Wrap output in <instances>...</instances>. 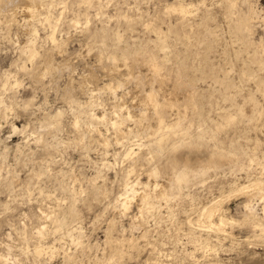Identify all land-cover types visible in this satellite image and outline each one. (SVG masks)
I'll use <instances>...</instances> for the list:
<instances>
[{"label": "rangeland", "instance_id": "obj_1", "mask_svg": "<svg viewBox=\"0 0 264 264\" xmlns=\"http://www.w3.org/2000/svg\"><path fill=\"white\" fill-rule=\"evenodd\" d=\"M47 1L48 0H44L42 3L39 4L40 9L44 12V15L47 14L48 11H49L48 13L52 11L54 14L58 13L59 11H62L63 3L57 5H51L50 7V4L48 3L49 1L48 2ZM66 1H67L66 4L67 8L65 9L67 11L66 10L64 11L63 16L65 18L62 17V21L60 22V25H58L57 36L58 39H61L62 36H64V38H66L67 36L70 37H69L68 45L66 47V51L58 52L57 50L56 52L58 53L55 52V57H57L56 62L62 63L67 61L66 63L69 64L67 68L69 69L63 67L62 72H55L54 75L53 73L50 72L45 73V75L42 74L43 70H45L44 62L41 59H37L34 63H32L30 60H28L25 57V54L22 52V50L18 48V43H20L19 46H24L30 39H33L34 36L31 33H28L26 30L24 31L22 28H18V26L16 25H13L12 28L9 30L7 24H5L7 23V21L4 20L5 16L4 17L2 16L4 15V12L3 14H0L1 21H3L0 22V102H1L0 104V108H1L0 109V171H1L0 174V256H1L0 264H63L64 263V259L62 258L64 257V253H63L64 249H62L63 247L73 252L74 259L76 258L75 260L76 262L73 259L71 264L74 263L75 264H112V262H110L109 258L107 257L108 250L107 249L104 250V248H106L105 233L107 227L109 226L108 224H110L109 219L114 220V218H115L114 221H116V228H114L115 230H113V236L115 237L117 236L123 237L122 236L123 225L127 228V232H126L127 236L131 235V230L135 236H141L144 230L149 231L147 237H139L138 240L140 241V245H141L140 247L135 246L134 247L135 249L134 248L131 249L130 247L125 245V250L126 251L130 250V252L128 253L129 255L127 254L126 257H124L123 262H117L116 264H128V263L155 264L158 263L159 261L165 264H214V263L264 264V240H263L264 234H261L260 230H256L252 224H248V222L245 223L242 218L244 216L243 213H245L246 210L244 207V203L245 201L248 200L247 197L248 195L245 193L240 194L239 196L238 195L231 196L230 199L225 203V208H227L226 211L227 215L229 217L234 218L235 220L233 224H230L232 228H230L231 227L230 225L227 226V231L231 232L230 235L226 236L224 234H216L215 232H208L207 230L205 231V229L200 228L198 226H195L196 229L192 232V228H191L192 226L189 223V219L190 218L194 219V222L197 220V213L195 212V208H196L195 206L205 204L204 200H207L208 196H212L211 194L209 195L208 193V191L210 192V189L216 192L215 193L216 195L219 194V188L221 185L219 181L212 182V187L208 188L207 190L205 189L203 191L204 193H202V195H205L206 193L204 197L202 195L199 196L202 197L204 203L196 202L193 204L187 196H184L186 195L185 193L183 195H177L170 201H166L165 199L161 200L158 206L152 208L153 210L156 208L157 210L156 209L154 210L156 212L145 213L144 215L145 218L142 216L141 218L139 217L136 219L135 216L137 215L136 213L138 212V207L136 205L132 207L131 209L132 211L129 212V215L128 214L122 215L121 210H119V207L114 206L113 197H115V194H117L120 188L119 185L116 183L114 184L113 187H111L112 184H109L110 185L109 187L113 189L112 194L104 197L101 196L102 198L99 197L100 199L95 197L93 194L92 195L85 194L84 197L78 200V205L81 215L80 221L81 224L83 225L84 232L86 234L85 242L90 241L91 245L89 247L87 245V247L84 248L83 247L76 248V246L74 245V243H72V240L70 239L69 236L67 235L62 236V234H60L59 232L57 233L54 232L55 231L54 223L50 222L51 220H49L44 214L53 208L68 209L69 203L71 201L70 198H72L71 197L72 195H70L72 194V192L70 191L68 184L69 182L70 184H73L71 178L68 176V174H70L69 172H74L78 177V178L76 177V179L78 180L76 181V188H80L79 187L80 185H82L84 188L87 187L89 188V186H91L90 185L91 181L89 179H91L96 174V171L98 170L99 166L103 163V160L108 159L109 161H114L113 153L115 150H119L118 146L116 145V137H115L116 133L114 132V128L110 124L106 125L102 122L99 123L98 121L93 120L89 115L88 107H86L87 102L90 100V95H91L90 89L94 88L95 91L98 92L100 91L98 95L99 97L97 96L98 100L101 99L106 104V107H109L110 109L111 106L115 103L114 94H111V92L107 89L98 90L97 88L103 86L105 82H110V81L117 82L118 79L116 75L113 77L108 75V73L114 70H112V68L110 69V67H107V65L105 66L104 64H102L101 60H99L100 58H98L96 55L97 49L92 47L90 48L89 46L91 44H94V42H92L93 39L90 38L87 32L85 31L87 30L86 19H88L87 18L88 15H90L89 18H91L88 28H90L92 31L93 30L96 31L97 30L96 27L102 26L103 23L106 24L109 23L108 25L110 26L112 25L111 27L113 29V32L111 30L110 38H108L109 40L107 39L108 43L107 42L106 43L108 47L106 48V50L107 49L108 50L106 51L105 54H109L110 52H113L115 49H117L116 51H118L119 47L121 46L122 47L128 46L129 48L131 47L132 50H134L136 48H140L141 46L146 47L145 45L149 46L150 49L152 48L153 51L157 53L158 59L160 60L163 66L161 69L162 80H158L157 84L158 87L160 84L163 85V89L166 90V91L163 90L165 91V93L169 94L170 92H173L175 89L174 85L177 83V79H178V77L174 78L175 75H178V73L175 74V71L179 72L180 68L183 69L185 65H187L186 66L187 68L188 66H191L190 64L192 65L195 64L194 66L188 67L187 69L184 68V70L185 69L187 70L188 74L189 72L191 73L189 75L192 77L190 78L188 77L189 76L188 75L187 77L185 76V79L188 81V79L190 78L191 79V80L189 79L190 83L194 85L196 84L195 85L196 88L198 86L200 87L197 88L195 92L196 95L195 97H196V101L197 102L199 101L198 102V105L200 106L199 110L203 109L200 110L202 111L203 114L202 115L199 113L195 114L192 110L190 111L191 117H193V124L191 130L195 133L201 121L202 123H204L205 121L206 124L207 123L212 124L213 123L212 120L215 121L217 120L223 122L226 126H224L222 130L220 129V131L217 132L215 135L213 134L216 138H214L213 135L210 136L208 133L209 138H211L209 139L210 144H204L205 147L202 145L200 147L194 146L192 148L188 146H185V148L180 147L181 149V150L179 149L180 153L177 151L176 155L177 156L179 155L178 158L181 164L186 162V157L188 156L190 158L188 162L189 165L194 166L196 164V160L205 159L207 157V155L210 153L209 150H211V145L214 143V141L215 142L219 141L220 144L222 143L221 146L224 147L225 149L226 148L229 150L231 149L232 151H237L238 149L239 152L241 153L239 154L241 158L240 160H238V163L234 164V162L229 163V161L227 160L225 161V163L223 164V167H225L224 168L225 171L227 170L225 177H223V174L225 173L224 172L222 173L221 169L219 170L220 175H218L217 177L218 178L220 177L224 181L223 185L225 186V189H228V185H229L228 182L234 179L239 183L247 182L248 176L250 174L251 177H262L264 179V94H263L264 92L258 90L257 87L259 83L257 82V80L260 81L259 78L261 79L264 77L263 67H261L260 64H257L259 57L260 58L262 57V59L264 58V53H263L264 52V22H262L264 21V0H245V1L236 0V2H238L236 5L237 6L236 11L238 12H236L235 17H232V19L229 18L231 16H229L228 8L226 7L227 0H219V1L218 0H181V1L180 0H102L103 3L101 7H100L101 2L99 0H95L92 3L86 2L81 4H79L75 0H74L75 4L73 0L70 1L66 0ZM177 1L178 2L185 1L186 3L188 2L191 3L193 1L192 3L197 5L194 9V13L196 15L189 16V18L186 19L185 22H183L184 20L183 19L181 20V18L184 17H182L181 13H179L178 11L173 10L168 13L164 11L166 10L167 4H171ZM224 7L226 10L224 9ZM252 7H254V9L258 11L259 15L256 17L257 19L256 18L253 19V27H254L253 33L252 35H249V38L250 36H252L250 40L252 39L254 41V43L252 44L253 46L251 44H249L250 46H247L248 44L239 37L232 22L234 21V19H236L238 15H240V13L242 16L249 15ZM100 9L104 10L103 16L97 14L100 13ZM202 11L203 12L206 11L207 15ZM212 13L214 16L212 15ZM128 14L129 16H133V19L129 20L123 17L124 15H128ZM199 14H201L200 15L201 18ZM204 14L205 16H203ZM44 15L42 14L40 16H37L35 21L36 23L35 25L39 30V36H38L39 39L37 38V42H38L37 46L39 47L40 50L42 48L44 50L53 47L52 45L53 42H51L52 40L48 37L51 32V30H49L50 27L48 26V24L44 23L42 20L39 19V17L43 18ZM74 17L80 18L81 22L77 26H71V27L68 26L71 25L69 20H71V18ZM202 21L203 22L205 21L204 22L205 24ZM206 21L208 22V25ZM148 22H152L155 25V27L161 28L163 31H168L166 40L170 44V50L164 52V50L159 48L160 47L159 44L156 45V42H158V37L155 31L151 29V27L148 28L146 26V23ZM186 23L187 25L189 24V26H187ZM201 23H203L207 27H205ZM198 24L200 25L199 27ZM183 26L184 29L182 28ZM208 26L210 27V29ZM186 28L189 30L186 31L187 30ZM176 29H178L179 31ZM114 30L116 31L119 30L120 33L122 32L121 34H123V41L121 43L119 42V40L117 41L115 40L116 38H114V33H115ZM208 30L209 31L211 30L210 33ZM174 32L176 33L174 34ZM185 33L186 35H184ZM85 35L89 39L86 38ZM188 35L190 36V38ZM112 36L114 39L112 38L111 40ZM182 37L185 40H183ZM201 37L202 38L206 37V38L201 39ZM212 37L215 39H213ZM179 38L182 39L180 40ZM202 40L205 41L201 42ZM211 40L214 42H212ZM88 42H90L91 44ZM185 42L188 43V44L186 43L188 46L186 48H185L186 46ZM87 43L89 44L88 46ZM115 43L117 47H115L116 46ZM191 44L192 46H190ZM209 45L212 46V48L211 47L207 48V46ZM152 46H155V48ZM191 47L193 49H189ZM184 48L186 49V51L184 50ZM241 48L244 49V51ZM247 50H249L250 53ZM18 52H20L19 55ZM181 52L183 53L185 52L184 55ZM167 53L168 54L172 53V54L171 55L169 54L168 56ZM204 53L207 54V56ZM237 53L239 54V56ZM262 53L263 55H261ZM185 54L187 57L185 56ZM163 55L165 56V58H167V60H165L166 62L164 61L165 58ZM175 55L176 57L178 56V58L175 57L174 59ZM201 57L204 59H202ZM15 58H17L18 61ZM184 58H186L187 60H185ZM199 58L201 61L202 60L203 61L201 62ZM205 58L206 60L210 59V61H208L209 63L207 61L205 63ZM181 60L183 63L181 62ZM197 60L198 63L196 62ZM246 60L248 61L247 62L248 64L245 62ZM103 61L108 64V60L106 58ZM211 61H213V63ZM187 62L188 63L190 62V64H187ZM206 64L208 66H206ZM212 64L214 67L212 66ZM220 64L223 65L221 66ZM32 65L35 66L33 67ZM133 67L134 68L132 70L136 74H140L143 76L144 80H146L147 82L145 86L148 87L149 86L148 84L150 83L149 79H151L152 77L151 74L152 70L148 68L149 67L148 64L146 65L145 62H142L140 60L138 62H135ZM260 67L262 69H260ZM119 68H120L119 72L114 71L117 72L116 73L117 76L120 75V73H125V72L127 73L128 71V68L125 67V65H123L122 63H120ZM216 68L218 70L220 69L221 71L218 72ZM223 68L225 69L223 70ZM207 69L208 70L212 69V70L208 71ZM225 70L227 71L225 72ZM243 70L252 72L251 75H249L251 77L248 78V76L246 75L243 76V74H241L243 73ZM221 72L224 74L225 77H223V74ZM253 72L256 73L253 74ZM60 73L62 74L60 75ZM210 73L213 74L215 81L222 78H226V76H229L228 80H230L231 77L230 84L233 85L230 88H225L226 86L224 85L225 84L224 80L226 79H222L219 80V82L218 81L215 82ZM216 73L220 75L218 76L217 79H216L217 77ZM198 75L201 76L203 79L198 77ZM252 75H254V77ZM252 77L253 79H250ZM15 78L19 79L18 80L20 83L19 85L12 86L13 83L11 82V84L8 83L6 88L4 87L5 81L6 83L8 81L9 82L14 81ZM125 78H127V76H125ZM125 78L123 77V80L126 82V84L124 87L119 89L118 91L119 95L122 94L124 89L125 91L130 90L129 93L130 95L127 94L128 104H131V106H133L134 108L133 114L138 113L137 116H139L141 112V110L139 111L140 109L139 107H142L141 106L142 103L138 97H143L140 95L141 92L139 93V90L141 91V88H139V86L137 85L135 78H131V80H126ZM234 84L236 85L235 87ZM173 86L174 89H172ZM201 90L202 93H200ZM177 92L178 94L174 91V94H169V95H171L172 97L174 95L175 96L174 98L178 97L180 101H183L181 103L186 104V97H184L185 93L181 89H178ZM137 93L139 94L138 97H136ZM230 93H232V95H234L235 97L232 96ZM200 94H202V96L204 94V96L202 97L200 96ZM224 94H227L228 96L227 95L226 96L229 98L224 97ZM252 96L253 99L251 98ZM31 100L32 102H30ZM208 100H210L214 104L212 103L213 104L212 105L211 102ZM80 101L83 103H81ZM73 102H75L76 104ZM3 104H7L11 106L6 111L7 112L6 115L3 114L4 112ZM80 104L81 105L85 104V105H82L84 106L82 107ZM207 105L210 107V110ZM239 105L243 106L244 111L249 115L251 114L252 116L240 117V115H238L239 119L235 121L238 118L236 117L233 120L234 123L232 122L233 124L230 123L224 117L221 118L223 114H229L231 112L237 113L238 112L237 108H239ZM100 107L101 106H99V108ZM226 107L228 108V110ZM254 107H256V111L253 110ZM59 108H62L64 110V114L62 116L61 124L59 125V127H57L56 125L58 129L55 128L53 124L52 126L49 123L43 124V121L47 122L50 120L46 116V113L51 112L52 114H54L56 110ZM85 108H87V111H85L86 110ZM182 108L184 109L185 106H182ZM81 109H84L83 110L84 113H82ZM215 109L219 111H216ZM110 110H112V108ZM98 111L101 114L102 108L98 109ZM209 111H211V113ZM206 112L209 114H207ZM85 113L88 114L85 115ZM80 115L81 118H79ZM125 115H127V111ZM77 117L81 119L80 120L81 131H84L86 134L85 137L87 140L86 141L87 143L85 142L86 146L80 144H79L80 146L78 144H76L75 146L72 143L68 145H63V144L59 145L58 138L68 139V137L70 138L77 137L78 128H76V126L73 125V122L75 121V120L73 121V119H76ZM246 117H248L249 119L253 117L252 118L253 120L252 119L249 120ZM82 119H84V121ZM197 119H199L200 122H197L199 121ZM90 120L94 122L96 125L99 123L98 126L100 127L102 132H105L106 135L108 134L109 138L113 139L108 154L105 153L106 149L104 148V146L100 144L102 141L101 135H99L96 131L90 130L91 129L90 126L92 123L89 122ZM128 120H127V125L135 127L137 129L141 127L143 128V125L138 124L133 120L130 121ZM225 120L228 123L227 122L225 123ZM85 122L87 123V125ZM15 125L19 128L18 130H15L14 128ZM47 125L49 126L47 127ZM23 126L24 127L26 126L24 130H23L24 128ZM39 132L45 133L47 140L51 143L50 147H45L43 144L39 142H35L34 135ZM55 135L57 137H54ZM127 137H129V139ZM127 137L125 140H128V142L130 139H131L130 141L133 140H134L133 142L136 141L135 143H137L138 141L136 140V137L133 136H127ZM221 139L223 140V142L220 141ZM25 143L27 144L25 145ZM234 143L236 144L234 145ZM18 147H20V149ZM242 151L245 153L243 154ZM254 155L258 159L254 160L250 164L251 161L249 157L250 156L254 157ZM54 160L57 162H55ZM97 163H99L98 166L96 165ZM240 163H242L243 165H241ZM128 164L130 163L126 162V165H124V167H127ZM144 165L141 166L148 167L149 163L145 162ZM237 165L239 166L237 167ZM248 165L250 166L249 170H248L249 167ZM118 167L117 168L119 171L121 167L120 166ZM117 168L114 170L111 169L106 170L105 168V171L103 170L102 172L103 173L106 172L108 173L109 176H111V178H115L114 176L116 175V173H114V171H116ZM231 168L232 169L234 168V170H232ZM61 169H63V171L64 170L66 171L67 176L59 173ZM36 171H38L37 173H40L38 174V177ZM235 171H237V173ZM62 178L64 181L66 180V182H63ZM101 178L103 179V177L98 178L99 183L103 182ZM157 178L159 182H164L163 180L167 179L165 176H161V177L159 176ZM220 178L218 180H221ZM143 179L147 180L148 178L145 175ZM154 180L155 179H153L152 181L154 182ZM62 183L64 186L62 185ZM27 185L31 186L30 191ZM65 185L67 186V188H65L66 187ZM201 188L202 187L200 186L198 189ZM255 203H256L255 206L257 208V211L259 212V216L263 219L264 218V209L262 208L263 203L261 202V200L258 199H255ZM6 204H9L8 207H6ZM41 210L43 213L41 212ZM43 210L46 212H44ZM133 220H136L135 221L136 223L138 222V224L136 225L137 227H135V229L134 228L129 229L128 227H130V223ZM43 226H47V231H46L47 233L41 235L39 233V229ZM258 232L260 233V235H258ZM191 233H196V234L191 235ZM260 237L262 238L260 239ZM195 238L198 240L201 239L205 240L206 238H208L207 240L209 241L211 246L213 245L214 248L216 247V250H209V248L207 249L205 247H201L200 245H197V240L193 241ZM40 243H43L45 245L56 243L57 246L61 249L58 252L52 254L53 255L52 257L50 256L49 253H43L42 255L38 256V254L34 252V248L36 245ZM81 250H84V253ZM104 253H105V257L107 258H104L103 256Z\"/></svg>", "mask_w": 264, "mask_h": 264}, {"label": "bare ground", "instance_id": "obj_2", "mask_svg": "<svg viewBox=\"0 0 264 264\" xmlns=\"http://www.w3.org/2000/svg\"><path fill=\"white\" fill-rule=\"evenodd\" d=\"M44 0H0V14L2 15L5 19V21H7V26L9 28V30L12 28L13 25L18 26V28H22L24 31L26 30L28 33H31L34 37L33 39H28L29 41L24 45V46H19L20 43H18V48H20L22 50V52L25 54V57L30 60L32 63H34L37 59H41L44 62V67L45 70H43V73L45 75V73H54L55 72H62L63 67L67 68L69 64H67L66 62H56V58L55 57V52L58 50V52H65L66 51V47L68 45L69 42V37L67 36L66 38H64V36H62L61 39H58L57 36V28L58 25H60V22L62 21V17L64 11L66 10V4L67 1L66 0H48L47 2L51 5H57V4H62L63 3V9L62 11H59L58 13H53L52 11L50 13L44 15V12L40 9L39 4L42 3ZM70 1V0H69ZM76 2H78L79 4L81 3H92L95 0H75ZM101 2L100 7L102 6V0H99ZM181 1V0H180ZM219 1V0H218ZM245 1V0H244ZM72 2V1H71ZM74 2V0H73ZM193 2V1H192ZM186 3L184 2H174L171 4H167L166 6V10H164L165 12H171L173 10L178 11L179 13H181L182 17L181 20L183 19L185 22L186 19L189 18V16H193L196 15L194 13V9L197 6L194 3ZM249 2V1H248ZM197 3V2H196ZM219 3V2H218ZM238 2H236V0H227V8H228V13H229V18L232 19V17H235L236 12V5ZM250 3V2H249ZM47 4V5H49ZM75 4V2H74ZM73 4V5H74ZM208 6V5H207ZM53 7V6H52ZM250 7V6H249ZM74 8V7H73ZM211 8V7H210ZM50 9V8H49ZM225 9V7H224ZM205 10V9H204ZM210 10V9H209ZM226 10V9H225ZM249 10V9H248ZM67 11V10H66ZM138 11V10H137ZM203 12V11H202ZM201 12V14H202ZM214 12V11H213ZM207 15L206 11L203 12ZM224 13V12H223ZM44 15V17L40 18V20H42L44 23L48 24V26L50 27L49 30H51L50 34H49V38L52 40L51 42H53V47L50 49H44L43 48L40 50L39 47L37 46V38L39 39V30L37 28V26L35 25V21L37 16L40 15ZM88 14V13H87ZM100 15H104V10L100 9V13H97ZM141 14V13H140ZM170 14V13H169ZM199 14V16L201 15ZM205 14L203 16H205ZM65 15V14H64ZM213 15V13H212ZM259 15L258 11L256 9H254V7H252V9L250 10V14L247 16H242L241 13L240 15H238L236 17V19H234V21L232 22L234 25V28L236 30V32L238 33L239 37L246 42L248 45L249 44H253L254 41L250 38L252 36L253 33V19L256 18ZM82 16V15H81ZM198 16V15H197ZM210 16V15H208ZM214 16V15H213ZM227 16V15H226ZM79 17V15H78ZM78 17H74L71 18L70 24L68 26H77L81 21L80 18ZM90 15L87 16L88 19L87 20V30H85L88 34V36L90 38L93 39L90 40L92 42H94V44L89 45L87 43V46L89 45L90 48H95L97 49V57L100 58L99 60H101L102 64H104L105 66L107 65V67H110V69L112 68V70L119 72L120 71V63H122L123 65H125V67L128 68L127 73H120V75L117 76V72H110L108 73V75L110 76H115L118 78L117 82H105L103 86L97 88L98 90L101 89H107L111 92V94H114V99H115V103L111 106L112 110L109 109V107H106V104L100 99L98 100L97 96L99 95L100 91H95L94 88L90 89V100L87 102L86 107H88L89 110V115L91 116V118L95 121H98L99 123L102 122L106 125L110 124L113 128H114V133L115 137H116V145L118 146L119 150H115L113 153V157H114V161H109L108 159L103 160V163L99 166L98 170L96 171V174L89 179L91 181V186H89V188H84L82 185H80V188H76V181H78L76 179L77 175L74 172H69L70 174H68V176L71 178V181L73 182V184H70L69 182V189L72 192V195L70 198L71 201L69 203L68 209H63V208H53L50 209L48 212L44 213L46 215V217L51 220L50 222L54 223V228L55 231L54 232H59L60 234H62V236L67 235L70 237V239L72 240V243H74V245L76 246V248L78 247H88L91 245V242L87 241L85 242V237L86 234L84 232V228L83 225L81 224L80 221V209H79V205H78V200L81 199L82 197L85 196V194H93L95 197L99 198L101 196H108L110 194H112L113 189L111 187L114 186V184H118L119 185V190L117 192V194H115V197H113V204L115 207H119V210H121L122 215H129V212H131L132 207L134 205H136L138 207V212L135 214V219L136 218H141L142 216L144 217L145 213H149V212H156L154 211L152 208L156 207L159 205V203L161 202V200H166V201H170L172 200L174 197H176L177 195H183L186 193L187 196L191 202L194 203H201L203 202L202 197H199L200 195H202V193H204L203 191L210 187H212V182L215 181H219L220 188H219V194H215L216 192H214L213 190L210 189V192L208 191L209 195L211 194L212 196H208L207 200H204L205 204L202 205H198L195 206V212L197 213V222H194V219L190 218L189 219V223L191 228H192V232L196 229L195 226H198L200 228L205 229V231L207 230L208 232H215L216 234H224V235H230L231 232L227 231V226L230 224H233V222L235 221L234 218L229 217L227 215V208H225V203L230 199L231 196H235V195H240V194H247L248 196V200L245 201L244 203V207H245V213L243 218V221L245 223L248 222V224H252L254 226V228L256 230H260L261 234H264V221L263 219L259 216V212L257 211V208L255 206V199L261 200V202L263 203V209H264V179L262 177H251V174L248 176L247 182L245 183H239L237 182L235 179L228 182V189H225L224 181L218 180L219 178L217 177L219 174V170L221 169L222 173L224 172L225 174H223V177H225L226 175V171H225V167H223V164L225 163V161H229L230 162H234L238 163V160H240V155L241 154L239 152V150L237 149V151H231L229 149H225L224 147H222V143L220 144L219 141H214V143L211 145V150L210 153L207 155V157L205 159H199L196 160V164L194 166H190L189 165V160L190 158L187 156L186 157V162H184L183 164H181L178 156L176 155L177 151L179 152L180 147H184L188 146V147H194V146H204V144H210V140L211 138H209V135H215L217 132L220 131V129L222 130V128H224V126H226L223 122L220 121H215L212 120V124L209 123H202V121L199 123V126L197 128V131L194 133L191 129H192V124H193V117H191L190 111L192 110L195 114L199 113V114H203L202 111L203 109H200V106L198 105V102L196 101V95L195 92L197 90L196 88V84H192L189 82V79L192 78L189 74H191L189 72H187V68L194 66L195 64H190L187 62V64H190L191 66H188L186 68L187 65H185V67L178 68L179 72L175 71V74L178 73V75H175L174 78L178 77L177 79V83L174 85L172 89H174V91L178 94L177 90L181 89L184 93L186 97V104L181 103L183 101H180L178 97L174 98L175 96L173 95V97L169 94H174L173 92L165 93V89H163V85L160 84L158 87L157 81L158 80H162L161 75V69H162V64L160 62V60L158 59L157 53H155L153 51V49L147 45H145L146 47H141L140 48H136L134 50H132V48L128 47H119V50L116 51L117 49H115L113 52H108L109 54H105L106 48L107 46V39L110 38L111 35V30L113 32L112 29V25H108L106 23H103L102 26L96 27L97 30H91L89 27L90 24V19L89 18ZM123 17L131 20L133 19V16H129L128 15H124ZM196 17V16H195ZM216 17V16H215ZM65 18V17H64ZM201 18V16H200ZM206 18V17H205ZM204 18V20H205ZM209 18V17H208ZM212 18V17H211ZM261 18V17H260ZM85 19V18H84ZM214 19V18H213ZM228 19V17H227ZM230 19V20H231ZM257 19V18H256ZM3 20V19H2ZM102 20V19H101ZM194 20V19H193ZM215 20V19H214ZM65 21V20H64ZM107 21V20H106ZM179 21V20H178ZM191 21V20H190ZM189 21V22H190ZM260 21V19H259ZM0 22L1 21V16H0ZM104 22V21H103ZM182 22V21H181ZM188 22V21H187ZM192 22V21H191ZM199 22V21H198ZM201 22V20H200ZM203 22V21H202ZM205 22V21H204ZM203 22V23H204ZM230 22V21H229ZM256 22V21H255ZM264 22V21H262ZM193 23V22H192ZM196 23V22H195ZM201 23V24H203ZM207 25L208 22L206 21ZM171 24V23H170ZM169 24V26H170ZM174 24V23H173ZM177 24V23H176ZM180 24V23H179ZM185 24V23H184ZM200 24V23H199ZM198 24V27L200 26ZM205 24V23H204ZM203 24V25H204ZM231 24V23H230ZM260 24V23H259ZM3 25V23H2ZM172 25V24H171ZM181 25V24H180ZM183 25V24H182ZM187 25V23H186ZM185 25V26H186ZM197 25V24H195ZM47 26V27H48ZM85 26V25H84ZM146 26L149 28L151 27V29H153L158 37V42H156V45L159 44V48H161L162 50L168 51L170 50V44L167 42L166 37H167V32L168 31H163L161 28H157L155 27V25L152 22H148L146 23ZM174 26V25H173ZM179 26V25H178ZM177 26V27H178ZM189 26V24L187 25ZM193 26V24H192ZM205 26V25H204ZM211 26V25H210ZM230 26V25H229ZM181 27V26H180ZM179 27V28H180ZM207 27V26H205ZM209 27V26H208ZM85 28V27H84ZM184 29V26L182 27ZM193 28V27H192ZM197 28V26H196ZM115 29V28H114ZM175 29V28H174ZM187 29V28H186ZM210 29V27H209ZM170 30V27H169ZM178 30V29H176ZM189 29H187L186 31H188ZM196 30V29H195ZM179 31V30H178ZM185 31V32H186ZM209 31V30H208ZM211 31V30H210ZM209 31V33H210ZM9 32V31H8ZM84 32V30H83ZM114 38H116L115 40H119V42L121 43L123 41V34L120 33V31H116L114 30ZM191 32V31H190ZM204 32V31H203ZM176 32H174L175 34ZM180 33V32H179ZM183 33V32H182ZM212 33V32H211ZM218 33V32H217ZM235 33V32H234ZM216 34V32H215ZM18 35V34H17ZM69 35V34H68ZM186 35V33L184 34ZM191 35V34H190ZM213 35V34H212ZM221 35V34H220ZM86 36V35H85ZM189 36V35H188ZM201 36V34H200ZM209 36V34H208ZM207 36V37H208ZM10 37V36H9ZM180 37V36H179ZM199 37V36H198ZM214 37V36H213ZM212 37V38H213ZM218 37V36H216ZM236 37V36H235ZM32 38V37H30ZM86 38H88L86 36ZM113 36L111 37L112 40ZM113 38V39H114ZM183 38V37H182ZM182 38H179L180 40ZM187 38V37H186ZM190 38V36H189ZM206 38V37H203ZM201 37V39H203ZM237 38V37H236ZM235 38V39H236ZM239 38V39H240ZM89 39V38H88ZM211 39V38H210ZM215 39V38H213ZM217 39V38H216ZM109 40V39H108ZM183 40H185L183 38ZM190 40V39H187ZM198 40V39H197ZM237 40V39H236ZM11 41V40H10ZM17 41V40H16ZM21 41V40H20ZM125 41V40H124ZM156 41V40H155ZM176 41V40H175ZM200 41V40H199ZM205 40H202L201 42H203ZM212 41V40H211ZM107 42V43H106ZM118 42V43H119ZM189 42V41H188ZM214 42V41H212ZM226 42V41H225ZM119 43V44H120ZM125 43V42H124ZM137 43V42H136ZM150 43V42H149ZM176 43V42H174ZM183 43V42H182ZM181 43V44H182ZM187 42H185V48L188 47ZM190 43V42H189ZM209 43V41H208ZM211 43V42H210ZM256 43V42H255ZM118 44V45H119ZM193 44V43H192ZM192 44L190 46H192ZM214 44V43H213ZM212 44V46H213ZM235 44V43H234ZM51 45V46H52ZM116 45V43H115ZM137 45V44H136ZM184 45V44H183ZM258 45V44H257ZM262 45V44H261ZM120 46V45H119ZM125 46V45H124ZM133 46V45H132ZM212 46H207L211 47ZM245 46V45H244ZM253 46V45H252ZM43 47V46H42ZM46 47V46H45ZM117 47V45L115 46ZM155 48V46H152ZM179 47V46H178ZM181 47V46H180ZM48 48V46H47ZM89 48V49H90ZM176 48V47H174ZM182 48V47H181ZM184 48V50L186 51V49ZM206 48V47H205ZM246 48V47H245ZM251 48V47H248ZM255 48V47H254ZM257 48V47H256ZM94 49V50H95ZM160 49V50H161ZM178 49V48H177ZM189 49H193L192 47ZM242 49V48H241ZM247 49V48H246ZM174 50V49H173ZM183 50V51H184ZM196 50V49H195ZM209 50V49H208ZM207 50V51H208ZM240 50V49H239ZM244 51V49H242ZM91 51V50H89ZM181 51V50H180ZM190 51V50H189ZM241 51V50H240ZM242 51V52H243ZM249 52V50H247ZM256 51V50H255ZM259 51V49H258ZM56 52V53H58ZM158 52V51H156ZM177 52V51H176ZM179 52V51H178ZM192 52V51H191ZM241 52V53H242ZM257 52V51H256ZM20 52H18L19 55ZM183 55L184 53L181 52ZM188 53V51H187ZM190 53V52H189ZM193 53V52H192ZM250 53V52H249ZM264 53V52H263ZM263 53L261 55H263ZM170 54V53H169ZM169 54L167 53V55L169 56ZM172 54V53H171ZM170 54V55H171ZM175 54V52H174ZM205 54V53H204ZM238 54V53H237ZM166 55V56H167ZM182 55V57H183ZM188 55V54H187ZM207 56V54H205ZM225 55V54H224ZM246 55V54H245ZM252 55V54H251ZM258 55V54H257ZM23 56V55H22ZM164 56V55H163ZM167 56V57H168ZM186 56V54H185ZM184 56V57H185ZM189 56V55H188ZM239 56V54H238ZM250 56V55H249ZM259 56V55H258ZM257 56V57H258ZM20 57V56H19ZM161 57V56H160ZM176 55L174 56L175 59ZM187 57V56H186ZM203 57V56H202ZM201 57V58H202ZM22 58V57H21ZM108 60V64L106 62H104V59ZM165 58V56H164ZM178 58V56L176 57ZM191 58V57H190ZM208 58V57H207ZM237 58V56H236ZM241 58V57H240ZM243 58V57H242ZM251 58V57H250ZM253 58V57H252ZM17 61L18 59L15 58ZM14 59V60H15ZM185 60H187L186 58H184ZM193 59V58H192ZM204 59V58H202ZM226 59V58H225ZM231 59V58H230ZM229 59V60H230ZM244 59V58H243ZM249 59V58H248ZM13 60V61H14ZM24 60V59H23ZM142 61L145 62L146 65L148 64V68H150V70H152L151 74L152 77L150 80V83L147 85L148 87L145 86V84L147 83L146 80H144L143 76L140 74H136L132 69L134 68V63L138 62V61ZM167 60V58L164 59V61ZM180 60V58H179ZM183 60V58H182ZM181 60V62H182ZM200 60V58H199ZM252 60V59H250ZM16 61V62H17ZM22 61V60H20ZM26 61V60H25ZM163 61V62H164ZM195 61V60H194ZM201 61V60H200ZM199 61V62H200ZM203 61V60H202ZM201 61V62H202ZM206 61H210L206 60L205 58V63ZM162 62V63H163ZM166 62V61H165ZM180 62V61H179ZM193 62V61H192ZM198 63V60L196 61ZM195 62V63H196ZM213 63V61H211ZM244 62V61H243ZM246 63L248 62L247 60L245 61ZM244 62V63H245ZM252 62V61H251ZM259 62V63H258ZM258 62L257 64H260L261 67H263L264 69V58L262 59V57L258 58ZM27 63V62H26ZM175 63V62H174ZM183 63V62H182ZM204 63V62H203ZM209 63V62H208ZM207 63V64H208ZM232 63V62H231ZM253 63V62H252ZM18 64V63H17ZM36 64V63H35ZM144 64V63H143ZM206 64V66H208ZM218 64V63H217ZM248 64V63H247ZM21 65V64H20ZM37 65V64H36ZM166 65V64H165ZM178 65V64H177ZM182 65V66H183ZM197 65V64H196ZM211 65V64H210ZM215 65V64H214ZM221 66L223 64H220ZM246 65V64H245ZM33 66V65H32ZM35 66V65H34ZM33 66V67H34ZM103 66V65H102ZM205 66V64H204ZM213 66V64H212ZM219 66V65H217ZM234 66V65H233ZM232 66V67H233ZM248 66V65H247ZM246 66V67H247ZM40 67V66H39ZM199 67V66H198ZM202 67V66H201ZM214 67V66H213ZM249 67V66H248ZM260 67V69H262ZM36 68V67H35ZM38 68V67H37ZM64 68V69H65ZM174 68V67H173ZM184 68H186L184 70ZM209 68V67H207ZM212 68V67H211ZM252 68V67H251ZM69 69V68H67ZM109 69V68H108ZM193 69V68H191ZM205 69V68H204ZM203 69V70H204ZM217 69V68H216ZM215 69V70H216ZM225 68H223L224 70ZM245 69V68H244ZM105 70V68H104ZM176 70V68H175ZM182 70V71H181ZM202 70V71H203ZM206 70V69H205ZM208 70V69H207ZM212 70V69H209ZM208 70V71H209ZM249 70V68H248ZM6 71V70H5ZM8 71V70H7ZM40 71V70H39ZM107 71V70H106ZM193 71V70H190ZM201 71V72H202ZM214 71V70H213ZM217 71H221L220 69ZM227 70H225L226 72ZM229 71V70H228ZM242 71V70H241ZM240 71V72H241ZM252 71V70H250ZM254 71V70H253ZM174 72V71H172ZM200 72V73H201ZM211 72V71H210ZM215 72V71H214ZM213 72V73H214ZM223 72V71H222ZM221 72V73H222ZM233 72V71H232ZM6 73V72H5ZM39 73V72H38ZM41 73V72H40ZM197 73V72H196ZM199 73V74H200ZM208 73V72H207ZM228 73V72H227ZM252 72L249 71H244L243 70V76L246 75L249 77V75H251ZM256 72H253V74ZM41 74V75H42ZM62 73H60L61 75ZM206 74V73H205ZM214 79V76L212 73H210ZM217 74V73H216ZM223 74V73H222ZM229 74V73H228ZM227 74V75H228ZM10 75V74H9ZM39 75V76H41ZM189 75V76H188ZM195 75V74H194ZM215 75V74H214ZM258 75V74H256ZM38 76V77H39ZM52 76V75H51ZM125 76H127V78H125ZM185 76L190 77L188 79V81L185 79ZM202 76V74H201ZM201 76L198 75V77H200L201 79H203ZM217 77L216 79L218 78ZM245 76V77H246ZM254 77V75H252ZM8 77V76H6ZM56 77V76H55ZM123 77L126 80H131V78H135L136 79V83L139 86V88H141V91L139 90V93L141 96L143 97H138V93L137 96L140 101H141V106L139 107V111L141 110L139 116H137V114H133V106H131V104H128V100H127V94L130 93V90H127L122 92L121 95H119V89H121L122 87L125 86L126 82L123 80ZM208 77V75H207ZM204 77V78H207ZM210 77V76H209ZM223 77L224 74H223ZM229 76H226V78H222V79H226L225 81V88H230L233 84L231 83V77L230 80H228ZM250 78V79H253ZM10 78V77H9ZM43 78V77H42ZM195 78V77H194ZM198 78V79H200ZM211 78V77H210ZM7 79V78H6ZM53 79V77H52ZM197 79V78H196ZM219 79V80H222ZM238 79V78H237ZM249 79V80H250ZM9 80V79H8ZM19 79H16L14 81H8L4 84V87L6 88V86L9 84H11V82L13 83V85H19ZM148 80V81H149ZM191 80V79H190ZM195 80V79H194ZM219 80H217L219 82ZM260 81L257 80L258 85V90H261L264 92V77L263 78H259ZM51 81V80H50ZM205 81V80H204ZM215 81V79H214ZM215 81V82H217ZM246 81V80H245ZM4 82V81H3ZM192 82V81H191ZM197 82V80H196ZM195 82V83H196ZM236 85L234 84V87ZM10 87V86H9ZM210 87V85H209ZM200 88V87H199ZM206 88V87H205ZM223 88V87H222ZM224 88V90H225ZM167 89V88H166ZM203 89V88H202ZM165 90V91H163ZM209 90V89H208ZM212 91V90H211ZM199 92V91H198ZM197 92V93H198ZM208 92V91H207ZM196 93V94H197ZM202 93V90L201 92ZM253 93V92H252ZM176 94V96H177ZM228 94V93H227ZM224 94V97H227L228 95ZM232 95V93H230ZM247 94V93H246ZM251 94V93H250ZM264 94V93H263ZM130 95V94H129ZM227 95V96H226ZM230 95V97H231ZM200 96H202V94H200ZM204 96V94H203ZM202 96V97H203ZM210 96V94H209ZM234 96V95H232ZM2 97V96H1ZM99 97V96H98ZM198 97V95H197ZM208 97V96H207ZM235 97V96H234ZM233 97V98H234ZM229 98V97H227ZM253 99V96L251 97ZM32 99V98H31ZM89 99V98H88ZM204 99V98H203ZM202 99V100H203ZM225 99V98H224ZM212 100V99H211ZM5 101V100H4ZM2 101V102H4ZM74 101V100H73ZM139 101V102H140ZM185 101V100H184ZM210 101V100H208ZM32 102V100L30 101ZM76 102V101H75ZM73 102V103H75ZM78 102V101H77ZM81 102V101H80ZM79 102V103H80ZM205 102V101H204ZM203 102V103H204ZM211 102V101H210ZM27 103V102H26ZM78 103V104H79ZM83 103V102H81ZM85 103V102H84ZM213 102H211L212 104ZM1 104V102H0ZM28 104V103H27ZM69 104V103H68ZM76 104V103H75ZM210 104V103H209ZM214 104V103H213ZM212 104V105H213ZM218 104V103H217ZM4 105V112L3 114L6 115V111L11 107L7 104H3ZM25 105V104H24ZM30 105V104H29ZM81 105V104H80ZM85 105V104H82ZM81 105V106H82ZM137 105V104H136ZM135 105V106H136ZM219 105V104H218ZM228 105V104H227ZM26 106V105H25ZM99 106H101L100 108H102V113L100 114L98 109ZM182 106H185V108L183 109ZM204 106V104H203ZM201 106V107H203ZM208 106V105H207ZM80 107V106H79ZM78 107V108H79ZM84 107V106H82ZM209 107V106H208ZM232 107V106H231ZM238 107V106H237ZM215 108V107H214ZM222 108V107H221ZM224 108V107H223ZM227 108V107H226ZM1 109V108H0ZM87 111V108H85ZM138 109V108H137ZM190 109V110H189ZM205 109V108H204ZM212 109V106H211ZM82 113L84 109H81ZM174 110V111H173ZM198 110V112H197ZM210 110V107H209ZM216 111H219L217 109H215ZM228 110V108H227ZM231 110V109H230ZM238 112L237 113H229V114H221V118L224 117L225 119H227L230 123H234V119L236 117H238V115L241 116H248L251 117L252 115L247 114L244 111L243 106L239 105V108H237ZM254 111H256V107H254L253 109ZM127 111V115H125ZM207 111V110H206ZM76 112V111H75ZM192 112V113H193ZM201 112V113H200ZM211 113V111H209ZM136 113V111H135ZM207 113V112H206ZM217 113V112H216ZM215 113V114H216ZM220 113V112H219ZM64 114V110L62 108H59L56 110V112L54 114H52L51 112H47L46 116L50 119L47 122L43 121V124L49 123L51 126L53 124V126H55V128L59 127V125L61 124V120H62V116ZM80 114V113H79ZM78 114V115H79ZM88 113H85V115ZM209 114V113H207ZM206 114V115H207ZM76 115V114H75ZM205 115V114H204ZM255 115V114H254ZM194 116V115H193ZM198 116V115H197ZM209 116V115H208ZM213 116V115H212ZM76 117V116H75ZM195 117V116H194ZM199 117V116H198ZM197 117V118H198ZM206 117V116H205ZM248 117H246L247 119H249ZM259 117V116H258ZM81 118V115L80 117ZM78 117L76 119H73V125L76 126V128H78V134L77 137L75 138H70L68 137V139H63V138H58V144L59 145H68V144H74L76 146V144H80V145H84L87 143L86 141V134L84 131H81V119H79ZM90 118V119H91ZM200 118V117H199ZM203 118V116H202ZM253 118V117H252ZM250 118V119H252ZM260 118V117H259ZM85 119V118H84ZM84 119H82L84 121ZM89 119V118H88ZM87 119V120H88ZM129 119V120H128ZM196 119V118H195ZM194 119V120H195ZM213 119V118H212ZM239 119V117L235 120L237 121ZM242 119V118H241ZM244 119V118H243ZM249 119V120H250ZM127 120H133L134 122L143 125V128H135L132 126L127 125ZM203 120V119H202ZM208 120V119H207ZM210 120V119H209ZM221 120V119H220ZM253 120V119H252ZM255 120V119H254ZM86 121V120H85ZM90 123L92 122L91 120L89 121ZM209 122V121H208ZM227 121L225 120V123ZM249 122V121H248ZM86 123V122H85ZM99 123L96 125L94 122L91 123V131H96L99 135H101V145L104 146V148L106 149V154L109 153V148L112 145V140L111 138H109L108 134L106 135L105 132H102V130L100 129V127L98 126ZM211 123V121H210ZM228 123V122H227ZM229 123V124H230ZM232 123V124H233ZM250 123V122H249ZM254 123V122H252ZM103 124V126H104ZM196 124V123H195ZM248 124V123H247ZM251 124V123H250ZM14 125V124H13ZM57 125V127H56ZM87 125V123H86ZM105 125V126H106ZM134 125V124H133ZM239 125V123H238ZM244 125V124H243ZM49 125H47L48 127ZM74 126V127H75ZM89 126V125H88ZM137 126V125H136ZM195 126V127H197ZM241 126V125H240ZM246 126V125H245ZM24 127V126H23ZM26 127V126H25ZM25 127L23 128V130L25 129ZM44 127V126H43ZM46 127V125H45ZM61 127V126H60ZM138 127V126H137ZM15 130H18L19 128L15 125ZM108 128V127H106ZM49 129V128H48ZM58 129V128H57ZM232 129V128H231ZM236 129V128H235ZM34 130V129H33ZM54 130V129H53ZM107 130V129H106ZM241 130V129H240ZM58 131V130H57ZM77 131V130H76ZM31 132V130H30ZM47 132V131H45ZM56 132V131H55ZM222 132V131H221ZM220 132V134H221ZM111 133V132H110ZM48 134V133H47ZM90 134V133H89ZM213 135V136H214ZM218 135V134H217ZM226 135V134H225ZM228 135V133H227ZM76 136V135H75ZM93 136V135H92ZM127 136H133L136 137L137 143L130 141L128 142V140H125ZM212 136V137H213ZM48 137V136H47ZM54 137H57L56 135ZM91 137V136H90ZM35 138V142H39L41 144H43L45 147H50V142L47 140L45 133L43 132H39L36 133L34 135ZM95 138V137H94ZM129 139V137H127ZM132 138V137H131ZM214 138H216L214 136ZM213 138V139H214ZM220 138V137H219ZM226 138V137H225ZM234 138V137H233ZM247 138V137H246ZM55 139V138H54ZM57 139V138H56ZM123 139V140H122ZM227 139V138H226ZM30 140V139H29ZM93 140V139H92ZM115 140V139H114ZM254 140V139H253ZM260 140V139H259ZM54 141V140H53ZM96 141V140H95ZM94 141V142H95ZM99 141V139H98ZM127 141V142H126ZM220 141L223 142V140L221 139ZM86 142V143H85ZM230 142V141H229ZM239 142V141H238ZM54 143V142H53ZM115 143V141H114ZM247 143V142H246ZM19 144V143H17ZM27 143H25L26 145ZM29 144V143H28ZM57 144V141H56ZM236 143H234L235 145ZM253 144V143H252ZM255 144V143H254ZM54 145V144H53ZM52 145V146H53ZM79 145V146H80ZM89 145V144H88ZM55 146V145H54ZM22 147V146H20ZM20 147H18L20 149ZM82 147V146H81ZM205 147V146H204ZM209 147V146H208ZM233 147V146H232ZM236 147V146H235ZM183 148V149H184ZM187 148V147H186ZM234 148V147H233ZM238 148V146H237ZM240 148V147H239ZM58 149V148H57ZM87 149V147H86ZM94 149V148H93ZM189 149V148H188ZM207 149V148H206ZM241 149V148H240ZM95 150V149H94ZM181 150V149H180ZM228 150V151H227ZM20 151V150H19ZM23 151V150H22ZM191 151V150H190ZM193 151V150H192ZM206 151V150H204ZM189 152V151H188ZM243 152V151H242ZM180 153V152H179ZM245 152H243L244 154ZM263 153V152H262ZM84 154V153H83ZM186 154V153H185ZM252 154V153H251ZM5 155V154H4ZM105 155V154H104ZM193 155V154H191ZM103 156V155H102ZM107 156V155H106ZM105 156V157H106ZM200 156V155H199ZM245 156V155H244ZM260 156V155H259ZM182 157V155H181ZM191 157V156H190ZM262 157V156H261ZM88 158V157H87ZM60 159V158H59ZM92 159V158H91ZM250 164L258 159L255 155L250 156ZM57 160V159H56ZM90 160V159H89ZM52 161V160H51ZM55 161V160H54ZM60 161V160H59ZM184 161V160H183ZM242 161V160H241ZM57 162V161H55ZM97 162V161H96ZM99 162V161H98ZM126 162L130 163L128 164L127 167H124V165H126ZM149 163V166L144 167V163ZM59 163V162H58ZM259 163V162H258ZM99 163H97L96 165L98 166ZM241 165H243L242 163H240ZM245 164V163H244ZM144 165V166H141ZM148 165V164H147ZM246 165V164H245ZM255 165V164H254ZM118 166H120L121 168L118 171ZM232 166V165H231ZM239 165H237L238 167ZM249 166V165H248ZM118 167V168H117ZM227 167V166H226ZM230 167V166H229ZM234 167V165H233ZM236 167V166H235ZM242 167V166H241ZM240 167V168H241ZM245 167V166H244ZM114 170L117 168L116 171H114V173H116V175L114 176L115 178H111V176L108 175V173H103L102 171L104 170ZM250 166L248 167L249 170ZM254 168V167H253ZM52 169V168H51ZM232 169V168H231ZM237 169V168H236ZM234 170V168L232 169ZM242 170V169H241ZM254 170V169H253ZM59 171V170H58ZM72 171V170H71ZM229 171V170H228ZM238 171V170H237ZM237 171H235L237 173ZM243 171V170H242ZM38 171H36L37 173ZM234 172V171H233ZM232 172V173H233ZM240 172V170H239ZM250 172V171H249ZM59 173L66 175V171L63 169H61L59 171ZM1 174V171H0ZM34 174V172H33ZM37 173V177H38ZM57 174V173H56ZM246 174V173H245ZM58 175V174H57ZM146 175V177L148 178L147 180H144L143 177ZM59 176V175H58ZM67 176V175H66ZM161 177V176H165L167 179L163 180L164 182H159L157 177ZM229 176V175H228ZM256 176V175H255ZM29 177V174H28ZM64 177V176H63ZM99 177H103L101 183H99L98 178ZM154 177V178H153ZM240 177V176H239ZM13 178V177H12ZM65 178V177H64ZM78 178V177H77ZM230 178V177H229ZM241 178V177H240ZM29 179V178H28ZM37 179V178H36ZM153 179L154 182L152 181ZM232 179V178H231ZM230 180V179H229ZM11 181V180H10ZM15 181V180H14ZM58 181V180H57ZM63 182H66V180L64 181L62 178ZM13 183V182H12ZM11 183V184H12ZM68 183V182H67ZM211 183V184H210ZM30 184V183H29ZM59 184V183H58ZM66 184V183H65ZM112 184L111 187H109ZM214 184V183H213ZM31 185V184H30ZM63 185V183H62ZM86 185V184H85ZM218 185V184H217ZM226 185V184H225ZM29 188V191L31 190V186L27 185ZM64 186V185H63ZM66 186V185H65ZM202 187L201 189H198L199 187ZM209 186V187H206ZM214 186V185H213ZM216 186V185H215ZM40 187V186H38ZM219 187V186H218ZM217 187V188H218ZM64 188V187H62ZM67 188V186L65 187ZM198 189V191H197ZM41 190V189H40ZM13 191V190H12ZM64 191V190H63ZM67 191V189H66ZM65 191V192H66ZM115 191V190H114ZM186 191V192H185ZM197 191V192H196ZM70 192V193H71ZM207 192V191H206ZM10 193V192H9ZM30 193V192H29ZM206 195V193H205ZM205 195H202L203 197ZM47 196V195H46ZM112 196V195H111ZM70 197V196H69ZM246 197V198H247ZM16 198V197H15ZM94 198V197H93ZM102 198V197H101ZM106 198V197H105ZM112 198V197H111ZM206 198V197H205ZM100 199V198H99ZM104 199V198H103ZM184 199V198H183ZM188 200V199H187ZM240 200V199H239ZM50 201V200H49ZM53 201V200H52ZM112 201V200H111ZM174 201V200H173ZM67 202V201H66ZM188 202V201H187ZM203 202V203H204ZM244 202V201H243ZM30 203V202H29ZM54 203V202H53ZM91 203V202H90ZM111 203V202H110ZM5 204V203H4ZM85 204V203H84ZM89 204V203H88ZM112 204V203H111ZM110 204V205H111ZM112 204V205H113ZM168 204V203H167ZM259 204V203H258ZM9 204H6V207H8ZM161 205V204H160ZM172 205V204H171ZM4 206V205H3ZM37 206V205H36ZM61 206V204H60ZM64 206V204H63ZM5 207V206H4ZM5 207V208H6ZM46 207V206H45ZM171 207V206H169ZM178 207V206H177ZM243 207V208H244ZM112 208V207H111ZM158 208V207H157ZM162 208V207H161ZM166 208V207H165ZM229 208V207H228ZM168 209V208H167ZM175 209V208H174ZM39 210V209H38ZM157 210V209H156ZM163 211V210H162ZM262 211V210H261ZM42 212V210H41ZM104 212V211H103ZM135 212V211H133ZM43 213V212H42ZM139 213V214H138ZM159 213V212H158ZM177 214V213H176ZM187 214V213H186ZM194 214V213H193ZM105 215V214H104ZM154 215V214H153ZM39 216V215H38ZM101 216V213H100ZM99 216V217H100ZM134 216V214H133ZM190 217V216H189ZM188 217V218H189ZM38 218V217H36ZM44 218V217H43ZM104 218V217H103ZM114 218V217H113ZM132 218V217H131ZM145 218V217H144ZM147 218V217H146ZM149 219V218H148ZM147 219V220H148ZM115 220V218H114ZM113 219H109L110 224H108L109 226L106 229V239H105V245L106 248L108 250V258L109 261L112 262V264H116L117 262H123L124 257H126V255L130 252V250H125V245H127L128 247H130L131 249H133L135 246L140 247V241L138 240L139 237H147L148 234V230H144L141 236H135L132 233L131 230V235L127 236L126 232H127V228L123 225L122 228V236L123 237H115L113 236V230H115L114 228H116V221H114ZM122 220V219H121ZM131 220V219H130ZM169 220V219H168ZM188 220V219H187ZM108 221V222H109ZM136 220L131 221L130 223V227H128L129 229H135V227H137L136 225L138 224V222H135ZM43 222V221H42ZM45 222V221H44ZM243 222V223H244ZM27 223V222H26ZM49 223V222H48ZM146 223V222H145ZM156 223V222H155ZM242 223V222H241ZM148 224V223H147ZM169 224V223H168ZM197 224V225H196ZM11 225V224H10ZM42 225V224H40ZM49 225V224H48ZM158 225V224H157ZM24 226V225H23ZM231 226V225H230ZM229 226V227H230ZM234 227V226H233ZM232 228V226L230 227ZM12 229V228H11ZM156 229V228H155ZM118 230V229H117ZM47 226H43L39 229V233L41 235L46 234L47 232ZM51 231V230H50ZM53 231V230H52ZM130 231V230H129ZM134 231V230H133ZM155 231V230H154ZM200 231V229H199ZM255 231V230H254ZM159 232V231H158ZM190 232V231H189ZM28 233V232H27ZM89 234V233H88ZM118 234V233H117ZM179 234V233H178ZM192 234H196V233H191ZM257 235V234H256ZM258 235H260V233L258 232ZM39 236V235H38ZM61 236V238H62ZM212 236V235H211ZM195 237V236H194ZM216 237V236H215ZM60 238V237H59ZM153 238V237H152ZM192 238V237H191ZM201 238V237H200ZM247 238V237H246ZM255 238V237H254ZM258 238V237H257ZM262 237H260L261 239ZM143 239V238H142ZM156 239V238H155ZM160 239V238H159ZM208 238H206L205 240H198V239H194L193 241L197 240V245H200L201 247H205V248H209V250H216V247L214 248V246L209 243V241L207 240ZM256 239V238H255ZM264 240V239H263ZM58 241V240H57ZM93 242V241H92ZM191 242V241H190ZM251 242V241H250ZM152 243V242H151ZM159 243V242H158ZM223 243V242H222ZM9 245V244H8ZM196 245V244H195ZM64 246V245H63ZM74 246V247H75ZM161 246V245H160ZM221 246V244H220ZM97 247V246H96ZM105 247V246H104ZM127 247V249H128ZM155 247V246H154ZM153 248V247H152ZM158 248V247H157ZM222 248V247H221ZM61 248H59L57 246L56 243H52V244H48L45 245L43 243H40L38 245L35 246L34 248V252L36 254L42 255L43 253H49L50 256L52 257L54 253L58 252ZM62 249H64V257H62L64 259V263L63 264H71L72 260L74 259V255L73 252H71L70 250H68L67 248L63 247ZM135 249V248H134ZM149 249V248H148ZM156 249V248H155ZM198 249V248H197ZM206 249V250H207ZM22 250V249H21ZM27 250V249H26ZM98 250V249H97ZM100 250V249H99ZM106 250V251H107ZM154 250V249H153ZM159 250V249H158ZM84 253V250H81ZM96 251V250H95ZM87 252V251H86ZM102 252V251H101ZM105 252V251H103ZM141 252V251H140ZM23 253V252H22ZM75 253V252H74ZM77 253V252H76ZM95 253V252H94ZM163 254V253H162ZM56 255V254H55ZM59 255V254H58ZM129 255V254H128ZM29 256V255H28ZM77 256V255H76ZM91 256V255H90ZM96 256V255H95ZM104 258L105 257V253H104ZM1 257V256H0ZM3 257V256H2ZM209 257V256H208ZM42 258V257H41ZM81 258V257H80ZM7 259V258H6ZM62 259V260H63ZM216 259V258H215ZM76 260V258L74 259V261ZM82 260V259H81ZM213 260V259H212ZM39 261V260H38ZM73 261V262H74ZM76 262V261H75ZM108 262V261H107ZM106 262V263H107ZM145 262V261H144ZM83 263V262H82ZM97 263V262H96ZM219 263V262H218ZM75 264V263H74ZM129 264V263H128ZM155 264H165V263H161V261H159L158 263ZM216 264V263H214Z\"/></svg>", "mask_w": 264, "mask_h": 264}]
</instances>
